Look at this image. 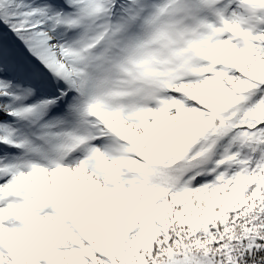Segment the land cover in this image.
Wrapping results in <instances>:
<instances>
[{
	"label": "snow or ice",
	"instance_id": "snow-or-ice-1",
	"mask_svg": "<svg viewBox=\"0 0 264 264\" xmlns=\"http://www.w3.org/2000/svg\"><path fill=\"white\" fill-rule=\"evenodd\" d=\"M0 264H264V0H0Z\"/></svg>",
	"mask_w": 264,
	"mask_h": 264
}]
</instances>
